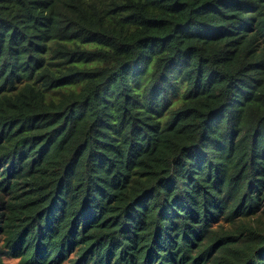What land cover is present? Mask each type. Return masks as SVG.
<instances>
[{"label":"trees","instance_id":"1","mask_svg":"<svg viewBox=\"0 0 264 264\" xmlns=\"http://www.w3.org/2000/svg\"><path fill=\"white\" fill-rule=\"evenodd\" d=\"M264 264V0H0V264Z\"/></svg>","mask_w":264,"mask_h":264},{"label":"rangeland","instance_id":"2","mask_svg":"<svg viewBox=\"0 0 264 264\" xmlns=\"http://www.w3.org/2000/svg\"><path fill=\"white\" fill-rule=\"evenodd\" d=\"M4 264H18V263L15 260L7 259L5 260ZM64 264H67V263H64Z\"/></svg>","mask_w":264,"mask_h":264}]
</instances>
